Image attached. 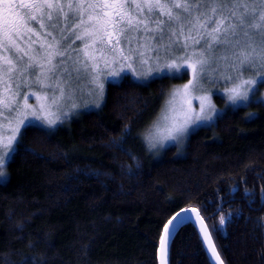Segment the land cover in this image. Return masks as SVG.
Here are the masks:
<instances>
[{
  "label": "trees",
  "instance_id": "obj_1",
  "mask_svg": "<svg viewBox=\"0 0 264 264\" xmlns=\"http://www.w3.org/2000/svg\"><path fill=\"white\" fill-rule=\"evenodd\" d=\"M173 82L136 87L127 76L50 143L26 132L0 182V264H157L164 225L190 208L223 264H264V108L227 109L189 135L182 155L169 148L152 160L142 134ZM124 128L135 161L112 147ZM168 264H210L193 225L176 232Z\"/></svg>",
  "mask_w": 264,
  "mask_h": 264
},
{
  "label": "snow or ice",
  "instance_id": "obj_2",
  "mask_svg": "<svg viewBox=\"0 0 264 264\" xmlns=\"http://www.w3.org/2000/svg\"><path fill=\"white\" fill-rule=\"evenodd\" d=\"M125 68L136 87L191 72L143 133L146 151L154 155L167 142L182 145L192 129L224 118L205 84L225 82L230 112L242 105L264 108V97L257 98L264 87V0H0V179L6 181L9 160L20 154L27 131L50 143L64 117L79 115L81 101L100 109L106 75L126 80L120 76ZM29 95L37 105L28 103ZM191 99L199 100V111ZM129 137L131 129L124 128L111 144L135 161L126 147ZM179 216L164 225L167 234ZM167 254L161 237L160 264H167ZM212 255L222 264L214 247Z\"/></svg>",
  "mask_w": 264,
  "mask_h": 264
},
{
  "label": "rangeland",
  "instance_id": "obj_3",
  "mask_svg": "<svg viewBox=\"0 0 264 264\" xmlns=\"http://www.w3.org/2000/svg\"><path fill=\"white\" fill-rule=\"evenodd\" d=\"M76 43L79 44L78 41ZM136 67H137V70H139V68H140L139 64H137ZM154 75H155V73H154ZM120 76L121 77L128 76L131 80H134L135 82H138L133 77L131 71L129 69H127V68H125L123 72H120ZM149 79H150V81L152 80L151 78H149ZM190 79H191V72L190 71L188 72V75L185 76L183 79H172V80H174V82L170 86L160 110H158V112L156 114V117L151 122V124L148 126V128L152 127L162 117V115H163L162 109H164L166 107V101L168 100L169 94L171 93V91L173 89H182L183 86L185 84H187ZM119 80H121L119 77H112V76H107L106 75V77H105V91H106L107 84H109V83H117V82H119ZM224 84H225V82L222 79L219 81V83L205 84V88H206L208 94L211 96V103L214 106L215 112L219 113L221 115L227 110V108L225 107L226 97L224 95ZM104 95H105V92H104ZM260 97H264V87H259L258 97L257 98L259 99ZM93 98L94 97H86V99H88V100H92ZM218 101H220V105H222L221 107L217 103ZM103 102H104V96H103V100L101 102V106H102ZM28 103L30 105H33V106L37 105L38 101L36 99V96L29 95L28 96ZM179 105H180V100L177 99V109H179ZM191 105H192V107L194 109H196V111H199V100L198 99H191ZM96 110H98V109H96L92 104H90L88 108H85L84 104H83V101H81L80 108L77 110L79 112V115L72 114V115H70L68 117H64L63 118L64 122L62 124H58L57 125V129L61 128V127H64V126H67L70 123L71 120H73V119H75V118H77V117H79V116H81L83 114H86V113H89V112H93V111H96ZM214 119H215V117H214ZM32 123L33 124H38V122H36L34 120L32 121ZM205 126L206 125H201L200 127H205ZM196 129H198V128L192 129L191 133L194 132ZM188 137H187V139H188ZM187 139L183 142L182 145H179V146H177L174 142H171V141L167 142L166 145L159 151L158 155L151 154L148 151H147V153H148V155L150 156V158L152 160H159L160 157L163 155V153L167 149L174 148L175 149V154L180 156V155H182L184 153V149H185V146H186ZM142 143H143V134H142ZM178 147H179V151L177 150ZM144 148L146 149V145H144ZM6 176H7V171H6ZM0 182H5V180L0 179Z\"/></svg>",
  "mask_w": 264,
  "mask_h": 264
},
{
  "label": "water",
  "instance_id": "obj_4",
  "mask_svg": "<svg viewBox=\"0 0 264 264\" xmlns=\"http://www.w3.org/2000/svg\"><path fill=\"white\" fill-rule=\"evenodd\" d=\"M184 210H187V211H182V210L179 211L180 216L172 224L168 225L169 229L171 230L170 235L165 232L164 228H163V231L161 233V237H165L166 241H167V250H168V254L166 257L167 264H168L169 248H170V244L173 240V237L175 236L176 232L181 227H183L187 224L193 225L194 228L196 229L210 264H217L215 257L212 255V248L213 247L215 248V246L213 244V241H212V238H211L210 233L208 231V228H207L205 222L203 221V219L201 218L199 212L196 209H195V211H192L193 209H191V208L190 209H184ZM172 217L169 220H171ZM166 224H168V222ZM161 237H160L158 249H157V264H160V241H161ZM215 251H216V249H215ZM222 264H223V262H222Z\"/></svg>",
  "mask_w": 264,
  "mask_h": 264
}]
</instances>
